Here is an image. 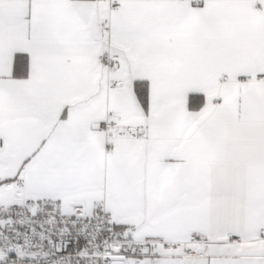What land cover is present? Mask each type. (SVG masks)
I'll use <instances>...</instances> for the list:
<instances>
[{
  "label": "snow or ice",
  "instance_id": "6c2138e0",
  "mask_svg": "<svg viewBox=\"0 0 264 264\" xmlns=\"http://www.w3.org/2000/svg\"><path fill=\"white\" fill-rule=\"evenodd\" d=\"M0 264H264V0H0Z\"/></svg>",
  "mask_w": 264,
  "mask_h": 264
}]
</instances>
